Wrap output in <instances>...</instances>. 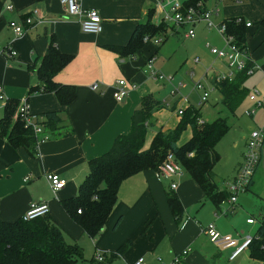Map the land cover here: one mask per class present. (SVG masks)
<instances>
[{"label": "crops", "instance_id": "0c3cea01", "mask_svg": "<svg viewBox=\"0 0 264 264\" xmlns=\"http://www.w3.org/2000/svg\"><path fill=\"white\" fill-rule=\"evenodd\" d=\"M155 1L80 0L83 8H95L102 18V31L91 34L81 30L77 18L68 15L60 0H0V49L9 47L15 51L12 57L0 54V85L4 97V100H0V117L5 101L16 99L20 102L25 100L32 114L43 115L54 111L60 118L58 129L50 132L47 140L39 142V156L32 155L24 147H13L5 137L0 136V220H17L31 204L46 202L49 207L47 215L61 228L67 243L81 245L80 241L89 237L71 220L61 201L76 195L87 173L88 160L108 151L116 136L130 131L131 115L139 108L141 98L151 94L156 100L163 101V90L160 88L163 82L173 80L157 81L143 72L147 59L152 55L155 58L161 52L160 45L164 41L157 46L145 43L132 56L114 49L128 43L139 23L152 21L149 9H153L152 14H158ZM7 5H12V8L8 9ZM201 6L205 9L218 8L217 15L211 16L214 24L234 17H242L245 22L251 23L244 32L249 65L254 66L251 74H254V83L248 88L246 79L244 86L248 94L253 90L264 94V25L260 24L264 18V0H204ZM34 9L38 14L32 13ZM26 17H30V25L25 23ZM10 21L22 24L25 35L17 36L9 26ZM196 26L211 29L212 35L218 36L224 46L223 38L216 29L197 22L194 25L195 34ZM173 28L177 32L172 35H178L180 28H183L185 38L195 37L185 36L187 27ZM166 34L165 38L170 33L166 31ZM52 37L61 52L72 56L71 61L55 76L58 82L75 87L74 99L64 106L53 92L29 94L31 85L39 84L35 68L47 53ZM222 63L226 70V62L222 60ZM155 68L158 71L161 69L159 66ZM191 73L192 77L193 71ZM215 73L206 75L211 87ZM120 78L127 80L128 91L126 97L118 102L113 97V91ZM95 83L98 88L93 90L91 86ZM213 89L217 90L215 87ZM196 90L199 95L194 103L179 97L182 101L178 102V98L171 102L163 101V106L152 109L143 148L150 145L158 129L165 131L177 125L181 117L177 110L192 105L200 113V107L205 102H199L201 91ZM243 100L251 102L248 95ZM167 114L170 115L166 121L164 117ZM225 118L228 122V118ZM187 128L190 133L183 141L180 135L178 145L191 137V128L187 126L184 130ZM247 138L243 143L241 161ZM241 161L232 168L233 172L222 184L217 180L214 166V181L218 189L226 190V182L232 179ZM48 174L64 178L65 186L53 193L46 177ZM172 182L177 184L174 192L180 204L178 215L172 213L167 202ZM222 202L216 204L210 199L186 170L184 173L181 170V174L176 176L157 174L155 169L134 173L121 182L116 203L101 234L94 240L89 237L94 243L92 260L99 252L103 255L102 262H106L111 252L130 242L120 255L106 264H135L140 258L141 264H175V258L187 248L188 252L181 257L182 264H264L262 260L251 258L247 249L229 259L232 248L221 250L209 241L204 232L209 224H213L220 233L233 236L238 243L256 234L258 224L251 235V227L256 220L250 217L254 222L247 223L246 218L248 232L236 236V226L228 216L234 212V207L227 212V208H222ZM258 208V213L264 210V202ZM223 258L227 262L224 263Z\"/></svg>", "mask_w": 264, "mask_h": 264}, {"label": "trees", "instance_id": "16d2710c", "mask_svg": "<svg viewBox=\"0 0 264 264\" xmlns=\"http://www.w3.org/2000/svg\"><path fill=\"white\" fill-rule=\"evenodd\" d=\"M188 5H202L204 0H186ZM153 9H149V15ZM151 13V14H150ZM225 20L228 33L234 36V41L241 49L246 50L245 20L240 17ZM264 25V18L260 20ZM169 26L166 22L154 23L150 20L139 23L134 29L125 46L114 47L125 55H134L145 42L143 37L163 33ZM72 56L61 52L52 37L49 40L48 51L35 68L39 84L31 85L29 94L37 92H53L61 105H68L75 97V87L63 84L55 79L70 61ZM249 75L244 72L235 74L232 78L217 81L212 78L214 87L221 95V103L230 111L235 112L245 96L248 95L244 82ZM21 102L7 99L0 117V136L13 147H24L32 155L36 154L38 137L33 128L26 125ZM163 101L156 100L151 94L141 98L139 108L131 115V129L126 134L115 137L108 151L95 156L87 162V173L78 186L75 196L61 201V205L72 221L78 224L87 236L96 239L104 229L105 222L117 200L121 182L128 176L145 169L158 170L166 154L173 153L176 160L189 175L203 188L207 196L216 204L229 198L227 190H220L214 181V166L220 160L216 145L228 132L230 125L225 117H217L212 122L198 123L199 110L189 105L182 109L180 120L173 129H158L150 145L143 148L145 132L152 109L163 106ZM41 118L43 134L59 127L60 118L54 111ZM189 126L191 137L183 144L177 141L182 131ZM71 132V130H69ZM252 181V180H251ZM167 202L173 214L180 213V204L173 190L167 193ZM260 219L256 234L247 248L251 258L264 261V210L259 213ZM124 243L110 253L107 263L128 247ZM83 249L77 243H67L61 228L45 214L30 221L20 217L14 221L0 220V264H81ZM97 261V260H96ZM106 264V262H99ZM179 258L175 264H182Z\"/></svg>", "mask_w": 264, "mask_h": 264}, {"label": "built area", "instance_id": "2783aa9c", "mask_svg": "<svg viewBox=\"0 0 264 264\" xmlns=\"http://www.w3.org/2000/svg\"><path fill=\"white\" fill-rule=\"evenodd\" d=\"M186 1V0H185ZM185 1L181 2L179 0L168 1L164 3V0H156V10L158 12L159 21L166 22L170 21L172 26L178 27H187L185 36L193 37L195 35L194 25L197 22H203L206 27L216 29L217 32L221 35L224 41L223 47H214L210 46L209 43H206V46L209 48L210 52L220 60H224L226 62V70L216 72L214 77H216L217 81H223L226 79L232 78L235 74L244 72L246 75H251L254 71V66L249 65V58L245 50L241 49L240 46L234 41V36L227 31L226 23L222 22L219 24H214L211 20L212 15H217L218 8L214 7L211 9H205L201 5H188ZM60 2L64 5L66 12L68 15L76 17L79 21L81 30L85 33L98 34L102 31V18L95 8L85 9L83 8L80 0H60ZM8 9L12 8V5H7ZM34 14H38V11L34 9L32 11ZM241 18H237L239 22ZM25 23L27 25L31 24L30 17L25 18ZM245 25L249 27L251 25L250 22H245ZM9 26L13 29L17 36L25 35L26 30L22 24H18L15 21H10ZM162 36L159 35H148L146 34L143 37V42L152 43L154 46L160 45L162 42ZM0 54L6 57H12L15 54L13 49L9 47L0 49ZM154 56H150L147 59L145 64V68L143 72L149 78H152L157 81L171 80V76H165L163 73L158 71L153 65ZM192 75V73H191ZM214 85L212 84L211 88L205 87L202 82H197L195 84V89L201 91L200 103H204L208 100L209 92L213 89ZM98 88V84H92L91 89L96 90ZM128 91V82L124 78H120L116 82V86L114 87L113 97L116 101H122ZM172 94L174 92L172 91ZM257 91L253 90L248 94L249 100L255 102L257 106L264 105V95L260 98L257 97ZM0 100H4L2 95V88L0 85ZM184 101L186 99L184 98ZM20 111L23 113L24 118L26 120V125H29L33 128L34 133L38 137L37 143V151L36 156H39L38 144L39 142L47 140V135L43 134L42 125L40 124L41 118H38L35 115L29 114V109L26 104V101L23 100L20 105ZM179 114L182 113V109L177 110ZM250 116H253L255 113V109H250L247 112ZM198 123L202 124L203 122L198 118ZM264 142V125L261 128L253 130L245 144V150L243 152L242 161L237 167L234 176L232 179L226 182V190L229 192L230 196L227 200L228 207L227 212L233 209L234 204L237 201V194L240 191L246 190L252 180V175L260 162L261 159V146ZM182 170V166L176 160V157L173 153L169 152L166 154L164 160L160 164L158 170H156L157 174H164L166 176H176L180 175ZM47 180L51 187L53 193L61 190L65 186V179L59 177L55 174H48ZM177 184L172 182L170 184V190L176 188ZM226 210H224L226 212ZM49 212V207L46 202H40L38 204H31L29 208L24 212L21 216L22 220L30 221L34 218L43 216ZM247 223H253V218H248L246 220ZM204 232L209 238V241L215 245L217 248L223 250L232 248V252L229 256V259L234 258L241 251L246 250L252 240V237L245 238L241 243L229 234L220 233L217 229H215L213 224H209L204 228ZM189 248L182 251L181 255L176 257L174 263L179 260L183 255L188 252ZM95 259L99 262L103 261V255L97 252ZM142 258L138 259L135 264H141Z\"/></svg>", "mask_w": 264, "mask_h": 264}, {"label": "rangeland", "instance_id": "374dc122", "mask_svg": "<svg viewBox=\"0 0 264 264\" xmlns=\"http://www.w3.org/2000/svg\"><path fill=\"white\" fill-rule=\"evenodd\" d=\"M174 0H164V3ZM181 2L185 0H179ZM156 6V1L155 5ZM151 19L154 23L157 22L159 16L156 12L151 14ZM166 30L159 34L162 36V44L160 45V53H158L154 60V67L159 66L160 71L163 72L165 76H172L173 80L171 82H163V101L171 102V100H177L179 97L181 99L187 98L190 102H195L198 98V91L195 89V84L197 82H202L205 86L211 87L210 79L207 76H211L214 72L221 71L225 69L222 60H218L206 47L207 41L212 46L222 47L223 42L218 38V36L212 35L211 29H202L200 26H196V34L193 38H185V29L180 28V33L178 35H172L177 32L170 25L171 22L167 21ZM166 31L169 32V36L166 37ZM217 34V33H216ZM165 38V39H164ZM197 59V62H195ZM193 71V76L190 73ZM207 75V76H206ZM157 83V82H156ZM254 74L250 75L246 80V85L248 88L253 86ZM158 84V83H157ZM159 86V84H158ZM161 92V90L157 89ZM171 90L175 91V96L171 94ZM264 94H257L258 98L262 97ZM182 101V100H178ZM177 102V103H178ZM252 102V101H251ZM248 100H243V102L237 107L234 113H230L221 103L220 95L217 90L211 89L209 92L208 100L202 104L200 107L199 118L203 122H211L217 116L227 117L230 124L229 131L222 137L217 145V149L221 155L220 161L216 164L214 170L218 176L217 180L220 184L222 181L230 175L234 169V166L241 161V152L245 138L249 134L264 125V105L257 106L255 102L251 103ZM250 109H255V117L250 116L247 112ZM165 119L167 121V116ZM190 133V129L183 130L180 139L185 138L187 134ZM181 141V142H182ZM262 160L260 164L256 167L252 175V183L250 186L243 191L238 192L237 199L238 203L234 204V212L228 214L229 218H232V222L236 226V236L241 233H247L248 227L246 228L245 220L246 218L254 217L256 221L259 218V204L264 201V142L261 147ZM185 172L184 167H182V173ZM228 199L224 200L222 208L228 207ZM237 204V205H236ZM251 227L254 233L258 222ZM81 247L84 250L83 259L80 260L81 264H98L96 259L92 260L94 243L89 237H85L80 241ZM223 262H227L223 258ZM104 263V262H103Z\"/></svg>", "mask_w": 264, "mask_h": 264}]
</instances>
